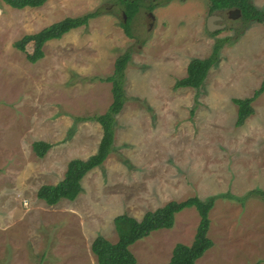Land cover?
I'll list each match as a JSON object with an SVG mask.
<instances>
[{"label":"rangeland","instance_id":"374dc122","mask_svg":"<svg viewBox=\"0 0 264 264\" xmlns=\"http://www.w3.org/2000/svg\"><path fill=\"white\" fill-rule=\"evenodd\" d=\"M264 9V0H250ZM237 9V8H232ZM231 10V9H229ZM209 10V0H47L37 7L0 5V264H97L91 242L117 240L113 219H140L170 200L217 195L208 212L213 245L194 264H264V90L253 112L236 124L234 97H247L264 80V22ZM95 12L86 25L44 42L14 46L65 17ZM151 13L153 16L147 15ZM222 28L209 31L207 17ZM129 17V18H128ZM128 21L129 34L122 24ZM218 60L199 88L174 87L193 57ZM129 52L114 115V138L104 161L81 178L70 200L47 205L41 184L63 178L67 162L97 150L113 96L115 59ZM49 149L38 157L32 142ZM199 215L175 213L173 225L129 245L134 264H164L178 242L190 244Z\"/></svg>","mask_w":264,"mask_h":264},{"label":"trees","instance_id":"16d2710c","mask_svg":"<svg viewBox=\"0 0 264 264\" xmlns=\"http://www.w3.org/2000/svg\"><path fill=\"white\" fill-rule=\"evenodd\" d=\"M47 0H0L14 8L25 6L37 7ZM139 0H123L124 13L132 16L137 12ZM237 8L241 12L242 19L264 22V9L256 8L250 0H209V10H229ZM95 16V12H87L80 16L65 17L53 22L40 30L24 34L14 42V46L25 51V45L33 42L31 53H26V58L31 62L44 55L43 44L52 38H59L71 28L86 25L88 20ZM129 18V17H128ZM126 33L129 34L128 21L122 24ZM223 39L217 38L212 49L206 57L191 58L186 66L184 76L177 78L174 87L199 88L205 80L209 68L218 60L219 50L223 45ZM129 59V52L119 55L114 62V72L106 77L112 84L113 100L109 108L102 114L92 115L89 120L98 121L102 127V135L97 150L86 159L72 158L67 162L66 170L62 179L54 184H41L36 191V196L47 205L55 204L61 198L74 199L82 190L80 180L91 168L101 164L109 154L114 138V115L122 108L125 100L122 89V76L125 64ZM264 90V80L254 91L253 95L247 97H234L232 101L237 105L236 124L240 125L244 119L253 112L251 102ZM85 120V119H82ZM50 143L43 140L32 142V149L38 157H43L49 149ZM264 199V192L258 191ZM217 195H210L205 199L198 196H189L183 200H170L153 210L144 212L140 219L126 214L116 215L113 219L117 231V240L110 242L108 239L98 235L91 242V251L96 256L97 264H134L135 257L129 250V245L148 235L151 231L160 228H169L173 225L175 213L187 207H194L199 215V221L193 239L190 244L178 242L174 245L169 260L164 264H194V262L212 245L213 242L207 235L209 228L208 212L213 206Z\"/></svg>","mask_w":264,"mask_h":264},{"label":"water","instance_id":"95a60500","mask_svg":"<svg viewBox=\"0 0 264 264\" xmlns=\"http://www.w3.org/2000/svg\"><path fill=\"white\" fill-rule=\"evenodd\" d=\"M239 9H231L228 11V15L230 18H236L239 15ZM151 15V13H149ZM152 16V15H151ZM153 17V16H152ZM215 19H220V16L211 14L207 17L206 26L209 31H213L218 28H222L224 24H216L214 23Z\"/></svg>","mask_w":264,"mask_h":264},{"label":"flooded vegetation","instance_id":"af4514ba","mask_svg":"<svg viewBox=\"0 0 264 264\" xmlns=\"http://www.w3.org/2000/svg\"><path fill=\"white\" fill-rule=\"evenodd\" d=\"M147 15H149L151 17V15L149 13Z\"/></svg>","mask_w":264,"mask_h":264}]
</instances>
